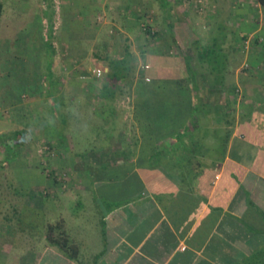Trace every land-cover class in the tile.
Segmentation results:
<instances>
[{"label":"crops","instance_id":"obj_1","mask_svg":"<svg viewBox=\"0 0 264 264\" xmlns=\"http://www.w3.org/2000/svg\"><path fill=\"white\" fill-rule=\"evenodd\" d=\"M130 1L12 0L8 4L7 18L17 20L18 26L11 24L9 33L0 31V117L18 111L25 118L24 110L36 109L33 102L31 108L19 103L26 93L30 99H49L51 104L52 99H60L58 105L68 98L67 104L74 100L77 107L81 100L87 101L95 115L106 119L100 126L106 142L83 159L68 152L55 158L60 142L50 140L47 156L53 158L47 159L52 168L45 175L49 188L27 190L28 206L35 209L46 205V197L67 203L92 195L102 220L89 222L86 214V220L77 219V230L64 215L49 221L47 228L54 231L59 222L58 243L50 241L47 231L43 233L38 241L41 248L28 253V264H236L264 240V49L248 52L247 69H241L238 60L224 59L219 90H206L204 85L215 81L208 61L169 56L160 44L148 43L149 30L140 27L144 12ZM3 6L0 19L6 13L4 2ZM166 6L167 0H161V8ZM110 10L112 14L106 16ZM235 15L242 17L240 12ZM176 25L172 23L173 30ZM227 34L223 32V37ZM20 50L33 51L39 58L32 54L27 67H21ZM48 51L52 69L47 81H41ZM126 56L140 67L130 80L115 79L112 94L103 93L105 80L99 87L94 85L95 90H61L67 83L75 86V77L68 74L76 73L73 68L84 65L85 59L91 58V68L101 67L105 74L110 67L102 63ZM61 65H69V77L51 76L53 68ZM58 84L59 92L54 90ZM118 105L127 109L130 120L121 128L112 118ZM45 125L51 128L49 122ZM55 131L51 129V136H61ZM63 162L78 185L60 189L54 183ZM81 162L85 165L77 170ZM34 198L37 202H32Z\"/></svg>","mask_w":264,"mask_h":264},{"label":"rangeland","instance_id":"obj_2","mask_svg":"<svg viewBox=\"0 0 264 264\" xmlns=\"http://www.w3.org/2000/svg\"><path fill=\"white\" fill-rule=\"evenodd\" d=\"M0 1L6 5V13L0 19V31L6 30L9 33L13 30L11 24L14 23L16 27L18 21L7 18L8 4L12 0ZM130 2L145 13V15H143L144 13L141 14V16H145V21L142 24H146L149 31L145 30L143 25L140 27L143 31L149 32L148 43L160 44L161 47L163 46V53L169 56H188L192 57L194 61L199 60L201 49L199 50L196 45V41L199 39L204 44L202 48L216 43L218 44L217 50H220L222 55L224 53L225 59L238 60L241 69H247L250 64L248 52L250 53L254 47L264 49V6L260 5L257 0H236V2L234 0H167V6L164 9L161 8V0H131ZM234 12L242 13V17L234 16ZM110 14H112V10L107 11L106 16H110ZM172 23L177 24L175 30H173ZM4 25H8V27L5 28ZM235 30L238 32L237 39H235L236 35L233 34ZM107 31L109 30L107 29ZM172 32H178L179 35L177 37L171 35ZM223 32L228 34L223 37ZM26 34L28 33L25 32ZM20 35L24 37V33ZM177 38L179 39L177 40ZM216 38H218L217 42ZM171 40L173 42L168 46ZM20 51L18 52L19 66L27 67V62L31 61L32 54L37 53ZM137 52L139 53V49ZM49 55L48 51L47 57H44L45 77L41 81H47L50 77L47 73L52 69L50 67L52 61L50 63ZM37 58H39V54H37ZM141 58L143 61V56H140ZM139 62L141 63L140 60L138 64ZM95 63L96 66H100L97 64L98 60H95ZM108 64V62H104L102 66H108ZM93 66V61L90 58V60L85 59L84 65L78 68L74 67L73 70L78 71L68 75L75 77V86L67 83V87L65 84L61 90L89 91L93 90L90 89L92 87L95 90L104 82L107 73L97 78L92 74L93 68L91 67ZM134 67L127 80L136 74L140 66L136 63ZM53 70L51 76L61 78L62 74H65L66 78L70 67L69 65L55 66ZM200 70L204 74H208L207 68L202 67ZM204 86L206 90L216 91V89L213 90L210 82ZM124 87L127 90L126 85ZM54 90L60 91L59 84ZM69 100L70 98L66 99V104L58 105L59 107L55 109L56 101H52V105L49 99L44 101L30 99L25 93L19 103L28 104L31 108L30 104L33 102L36 109L35 107L32 109V107L28 112L24 110V116H27L25 118H20L21 115L18 114V111L12 113L6 111L3 117H0L3 120V123H0V264H28V253L33 251V248L40 249L41 246L38 241L41 235L46 231L49 233L50 229L47 228V223L49 221L54 222L60 215H64L68 219L72 230H77V219L78 221L86 220V214H88L89 220H87L89 222L93 221V218L102 220L101 213L96 211L94 205L96 202L93 201L92 195H82V198L77 199V201H68L67 203L60 200H49L46 197L44 207L35 209L28 206L27 190L29 188L35 187L37 190L38 188L42 190L49 188L45 184L47 182L45 175H48L52 168L49 159L53 156H47L50 140L60 142V148L57 147L59 153L56 149L54 150L55 158H58L62 152H68L69 156L73 153L74 156L81 159L89 152L102 147V144L107 140V138H103L104 133L100 128L106 119L94 114L92 103L81 100L78 105L79 109L76 110L77 106L74 100L67 104ZM58 101L61 102L60 99ZM51 106L52 109L50 110ZM126 110L122 105H118L116 112L112 115L115 126L120 125L121 128L125 122H130L129 118L126 117ZM48 122L51 125L50 129L45 125ZM19 128L24 133L18 138H13L11 134ZM52 128L56 130L55 132L59 131L61 136L57 134L51 136ZM1 136L5 138V141L1 140ZM16 140L18 141L16 142ZM48 157L50 158L47 159ZM61 165L63 168H57L56 170L59 172L54 176V183L57 187L67 189V187L71 188L78 185L68 175V170H70L68 164L63 162ZM72 165L73 170H75L76 165ZM84 165L83 162L77 164V170H82ZM36 196L41 198V193ZM29 198L31 197L29 196ZM35 201L37 202V199L32 202ZM56 224L54 235L56 234L55 237L60 238L59 230L61 227L59 222Z\"/></svg>","mask_w":264,"mask_h":264},{"label":"trees","instance_id":"obj_3","mask_svg":"<svg viewBox=\"0 0 264 264\" xmlns=\"http://www.w3.org/2000/svg\"><path fill=\"white\" fill-rule=\"evenodd\" d=\"M257 2L264 6V0H257ZM3 2L0 1V16L2 15L3 12ZM218 41V38H216V42ZM215 45V46H214ZM217 45L216 43H214L211 46H205L204 48H202V46L200 45L199 42H197V48L200 50V58L202 60H206L208 61L209 65H210V73L212 75L215 76V81H211L210 85L211 87H213V90H219V85L222 84V82L219 81V76H222L223 74V69H222V65L224 62L223 60L225 59V55L223 53L220 54V50H217ZM214 46V47H213ZM203 49V50H202ZM127 54H130V51L127 50ZM187 61V70L190 74V76L193 78L195 76V72L193 71V68L190 64L189 58H186ZM132 62L131 59L128 58V56H126L123 59L120 60H111L109 61V67L110 70L109 72L106 74L105 77V82L103 84V93L104 94H112L113 90L115 89V87H117L116 83H114L113 81L115 79H121L124 76L127 77L129 75V73L131 71H133V69L135 68L134 65L130 64ZM193 85L195 88L198 89V84L195 82H193ZM115 86V87H114ZM52 101H56V99H52ZM54 104L55 109H57L58 106V102ZM24 133V131L22 130H15L11 135H13L14 137H17L22 135ZM1 140L5 141V138L3 136H1ZM18 140H16L17 142ZM54 227H51L49 230V234L48 237L50 239L51 242L53 243H58L59 238L55 237L54 235ZM236 264H264V240L261 242L260 246L258 249H256L250 256L242 259L241 261H239Z\"/></svg>","mask_w":264,"mask_h":264},{"label":"built area","instance_id":"obj_4","mask_svg":"<svg viewBox=\"0 0 264 264\" xmlns=\"http://www.w3.org/2000/svg\"><path fill=\"white\" fill-rule=\"evenodd\" d=\"M143 26H144V29H147L146 24H143ZM146 67L148 68L149 66L147 65ZM92 74H93V76H95L97 78H100L104 74V69L101 68V67H95V68L92 69ZM147 80L149 81L150 78L147 77Z\"/></svg>","mask_w":264,"mask_h":264}]
</instances>
